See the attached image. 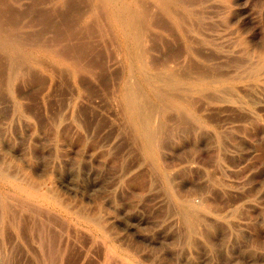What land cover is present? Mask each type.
I'll return each mask as SVG.
<instances>
[{
	"label": "rangeland",
	"instance_id": "rangeland-1",
	"mask_svg": "<svg viewBox=\"0 0 264 264\" xmlns=\"http://www.w3.org/2000/svg\"><path fill=\"white\" fill-rule=\"evenodd\" d=\"M0 264H264V0H0Z\"/></svg>",
	"mask_w": 264,
	"mask_h": 264
}]
</instances>
